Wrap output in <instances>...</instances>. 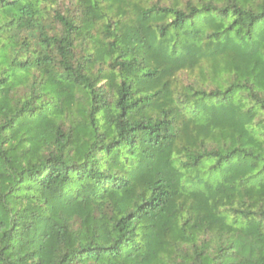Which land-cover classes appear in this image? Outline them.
Segmentation results:
<instances>
[{
    "label": "trees",
    "instance_id": "trees-1",
    "mask_svg": "<svg viewBox=\"0 0 264 264\" xmlns=\"http://www.w3.org/2000/svg\"><path fill=\"white\" fill-rule=\"evenodd\" d=\"M0 0V264H264V0Z\"/></svg>",
    "mask_w": 264,
    "mask_h": 264
},
{
    "label": "rangeland",
    "instance_id": "rangeland-1",
    "mask_svg": "<svg viewBox=\"0 0 264 264\" xmlns=\"http://www.w3.org/2000/svg\"><path fill=\"white\" fill-rule=\"evenodd\" d=\"M55 1L58 3H63L64 0H55ZM41 3L47 6H51L55 4L54 0H41Z\"/></svg>",
    "mask_w": 264,
    "mask_h": 264
}]
</instances>
